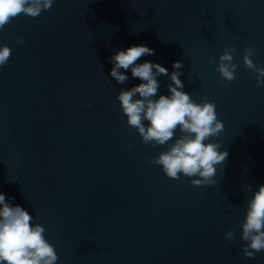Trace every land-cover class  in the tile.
<instances>
[{"label":"water","instance_id":"1","mask_svg":"<svg viewBox=\"0 0 264 264\" xmlns=\"http://www.w3.org/2000/svg\"><path fill=\"white\" fill-rule=\"evenodd\" d=\"M4 45L0 193L46 229L56 264H264V251L244 257L240 238L264 185V85L243 63L254 45L264 68V0H54L0 29ZM137 45L155 50L137 64L171 74L181 61L183 91L215 103L224 130L205 142L228 152L217 183L196 187L199 177L173 180L147 162L181 134L153 146L127 124L117 96L142 81L121 69L128 80L118 84L109 58ZM227 46L238 65L231 82L216 71ZM157 80L153 99L170 95L169 77Z\"/></svg>","mask_w":264,"mask_h":264},{"label":"clouds","instance_id":"2","mask_svg":"<svg viewBox=\"0 0 264 264\" xmlns=\"http://www.w3.org/2000/svg\"><path fill=\"white\" fill-rule=\"evenodd\" d=\"M53 3L54 0H0V29L20 14L38 17L42 11L51 9ZM254 49V45L244 49L243 63L256 74L257 87H261L264 85V68L258 67L251 59ZM235 51V48L227 46L218 57L216 71L227 82L236 78ZM11 52L7 45L0 47V66L8 62ZM154 54V49L137 45L119 50L109 58L113 65L110 75L118 84L128 80L121 69H131L132 77L142 81L128 90L121 89L117 96L127 124L138 131L143 143L153 146L165 145L179 130L181 135L174 143L155 159L146 158L147 162L162 166L163 172L173 180H179L182 174L190 178L199 177L191 180L196 187L215 184L216 165L222 164L228 156L227 151H219L221 146L218 143L205 142L224 130L223 122L217 119L216 105L207 100L194 102L183 91L184 84L179 78L183 67L181 61L173 62L171 74L158 63H136L141 57ZM160 75L169 77L170 95L153 99L160 87L157 80ZM247 190L252 191L250 185ZM32 220L33 216L28 211L6 202L5 195L0 193V264H56L58 255L55 247L45 239L46 229L39 223L33 225ZM241 229L240 238L247 242L242 245L243 255L255 259L257 253L264 251V185L259 186L248 201ZM234 231L230 229L225 239L231 242Z\"/></svg>","mask_w":264,"mask_h":264}]
</instances>
